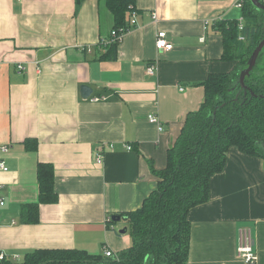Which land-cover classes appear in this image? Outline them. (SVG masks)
Returning <instances> with one entry per match:
<instances>
[{
    "label": "crops",
    "instance_id": "1",
    "mask_svg": "<svg viewBox=\"0 0 264 264\" xmlns=\"http://www.w3.org/2000/svg\"><path fill=\"white\" fill-rule=\"evenodd\" d=\"M234 2L133 0L136 22L110 50L116 21L106 0H0V146L8 147L0 152L8 167L0 173V251L6 260L22 262L34 249L99 254L130 245L129 234L119 232L124 227L108 220L139 208L155 189L151 166H166L187 113L203 102L201 83L236 67V59L223 57L218 26L244 17ZM130 18L125 12L124 22ZM158 31L171 50L156 48ZM151 63L154 74L146 72ZM82 85L91 88L86 99ZM149 114L162 130L148 122ZM38 163L53 166L58 200L39 205L37 223H22L21 206L38 200ZM187 219L186 264H245L236 248L248 232L255 264H264V162L231 146L223 170L209 180L208 201L191 208Z\"/></svg>",
    "mask_w": 264,
    "mask_h": 264
},
{
    "label": "trees",
    "instance_id": "2",
    "mask_svg": "<svg viewBox=\"0 0 264 264\" xmlns=\"http://www.w3.org/2000/svg\"><path fill=\"white\" fill-rule=\"evenodd\" d=\"M116 25L128 29L124 13L131 14L133 0H106ZM244 9L245 41L238 40V20H219L223 34V57L236 59L230 72L211 73L201 83L204 99L199 108L188 112L178 136L167 149L166 166L151 171L158 177L155 189L139 208L119 214L126 221L130 245L112 252L92 254L77 248H43L25 253L22 262L4 264H186L190 251L189 210L209 198V180L223 170L227 151L235 146L242 153L264 162V58L237 83L238 72L252 50L264 37L260 21L264 13L247 0ZM129 17V16H128ZM117 43H110L113 50ZM264 56V55H263ZM28 141V140H27ZM38 200L21 206V222L37 223L40 204L54 203V169L49 163L36 167ZM109 222H113L111 219ZM106 248V247H105ZM108 249V248H106ZM12 262V263H11Z\"/></svg>",
    "mask_w": 264,
    "mask_h": 264
},
{
    "label": "built area",
    "instance_id": "3",
    "mask_svg": "<svg viewBox=\"0 0 264 264\" xmlns=\"http://www.w3.org/2000/svg\"><path fill=\"white\" fill-rule=\"evenodd\" d=\"M261 3L264 4V0H258ZM245 0H235L234 2V6L236 8H242V6L244 5ZM135 12L133 11V9H131V14H130V26H133L136 22L135 20ZM151 17L152 19H156V14L154 12L151 13ZM244 28V21L242 18L239 19V23H238V29L240 31L239 35H238V40L240 41H244L246 38L244 36V34H242V30ZM127 30L120 27V28H114L111 30L110 35H109V42L110 43H118L121 41L124 33ZM155 46L157 49L159 50H171L173 48V45L171 42L168 41V39L166 38V33L164 31H158L157 32V38L155 41ZM89 49V48H87ZM19 71H22L24 69L23 65L19 64L17 66ZM156 71V66L153 65L152 63L146 66V72L148 74H154ZM92 101H97L99 100L98 98H93L91 99ZM147 120L150 123H153L155 125H157L158 130H162V125H160V121L159 118L154 115V114H149L147 116ZM109 147H112L111 145H109ZM127 149H131L132 147L130 145L126 146ZM8 150L7 145H1L0 146V152L1 153H5ZM95 162L97 164H101L102 163V150H100V152H96L95 154ZM8 170V167L5 164V161L3 159L0 158V173L2 172H6ZM4 205V201L0 198V206ZM245 234H247V231H245ZM253 241L251 239L250 236V232H248V234L244 237V239L241 241V243H239L237 245L236 251H237V255L242 259V261L245 264H255L256 260H257V256L254 253L253 249ZM104 253L109 256L112 254V251L109 249L104 248ZM6 258V255L0 251V261L4 260Z\"/></svg>",
    "mask_w": 264,
    "mask_h": 264
},
{
    "label": "water",
    "instance_id": "4",
    "mask_svg": "<svg viewBox=\"0 0 264 264\" xmlns=\"http://www.w3.org/2000/svg\"><path fill=\"white\" fill-rule=\"evenodd\" d=\"M252 4V6L258 10L264 13V5L261 4L258 0H249ZM264 51V37L258 42V44L255 46V48L252 50L248 60L246 63L240 68L238 72V80L237 83L241 85V87L244 88V93H246V86L244 84V79L249 75V73L253 70L254 66L256 65L257 58L259 55ZM80 94L83 99H86L91 94V88L82 85L80 86ZM123 217H121L119 214L112 215L111 220L113 222H119ZM120 233H124L125 229H120Z\"/></svg>",
    "mask_w": 264,
    "mask_h": 264
},
{
    "label": "rangeland",
    "instance_id": "5",
    "mask_svg": "<svg viewBox=\"0 0 264 264\" xmlns=\"http://www.w3.org/2000/svg\"><path fill=\"white\" fill-rule=\"evenodd\" d=\"M260 28H261L262 33H264V19H262V20L260 21ZM263 55H264V51H263ZM263 55H262V57H261V60H262V58H264ZM115 224H117V225H119V226H121V227H126V226H127L126 223H125L123 220H120L119 222H117V223H115Z\"/></svg>",
    "mask_w": 264,
    "mask_h": 264
},
{
    "label": "bare ground",
    "instance_id": "6",
    "mask_svg": "<svg viewBox=\"0 0 264 264\" xmlns=\"http://www.w3.org/2000/svg\"><path fill=\"white\" fill-rule=\"evenodd\" d=\"M247 0H245V2H246ZM245 2H244V4H245ZM260 2V1H259ZM261 3V2H260ZM261 4H263V3H261ZM264 5V4H263ZM244 6V5H243ZM243 6H242V8H243ZM242 8H240L241 10H242ZM261 12V11H260ZM263 13V12H262ZM240 18H242L243 19V17H240ZM239 18V19H240ZM239 19H238V21H239ZM243 21H244V19H243ZM239 30V29H238ZM244 30H245V21H244V28H243V30H242V34H244ZM239 33H240V31H239ZM244 36H245V38H246V35L244 34ZM245 41V40H244Z\"/></svg>",
    "mask_w": 264,
    "mask_h": 264
}]
</instances>
